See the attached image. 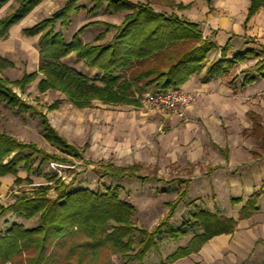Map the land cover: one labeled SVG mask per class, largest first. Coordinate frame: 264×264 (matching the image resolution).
Returning <instances> with one entry per match:
<instances>
[{"label": "trees", "instance_id": "1", "mask_svg": "<svg viewBox=\"0 0 264 264\" xmlns=\"http://www.w3.org/2000/svg\"><path fill=\"white\" fill-rule=\"evenodd\" d=\"M7 1L0 0V7ZM16 1L17 6L0 18V37H4L9 27L23 19L42 0ZM155 1L171 9L182 8L175 0ZM76 2L65 0L64 5L48 18L22 30L24 36H39L37 71L11 81L1 73L13 64L0 56V103L17 112L38 116L45 141L67 157L83 159L82 152L87 144L81 149L69 144L50 125L46 114L25 102L13 90L14 87L22 94L26 86L38 78V92L43 93L48 89L59 91L79 109L90 107L93 102L137 107L145 94L180 89L195 74H202L205 81L224 77L250 53L246 51L229 60L226 59L225 46L220 50V58L209 62V54L217 48L203 37L197 25L173 13L154 11L151 0L141 3L93 0L92 7L87 10L89 14L102 10L124 12L121 23L89 22L66 41L61 32L54 29V25L59 22L62 26L68 22L70 13L78 10ZM260 7H264V0H250L246 20ZM94 25L102 27V30L93 41L82 43L80 35ZM109 33L111 36L106 38ZM71 53L81 59L87 68L96 70L93 77L63 61ZM252 55L262 56L252 69L242 73L243 84L254 81L256 75L264 72V54ZM59 104L60 99H55L46 106V110L57 109ZM248 117L252 122V131L260 132V119L251 113ZM34 161H38L36 167ZM48 162L67 164L70 161L44 151L35 143H24L0 132V177L11 174L15 177L14 183L19 184L23 181L17 176L19 168L24 169L27 176L33 172L39 174L41 165ZM94 165L99 181L103 178L110 180L108 185L101 184V190L73 189V180L65 183L60 177L44 174L48 182L51 179L54 181L53 186L40 185L29 194L14 196V202L7 206L0 204V217L7 212L22 215L26 220L37 216L34 226L11 223L0 233V264H106L111 255L120 256L124 264L131 260L140 263L150 250L156 248L157 240L163 233L169 238H179L187 232L190 225L187 220L178 226L169 223L185 198L186 187L167 203V214L148 231L132 222L134 207L120 198L119 186L112 182L130 178L145 180L147 177L137 174L138 166L135 164L116 166L99 160ZM51 188L54 196L48 195ZM255 200L254 193L247 198L238 219H248L257 212ZM240 201L230 199V204L235 205ZM188 217L199 225L201 231L193 234L184 246L177 247L159 264H170L197 253L208 240L230 234L236 226V220L221 215L218 210L210 212L196 205H192ZM137 236L139 239L134 248Z\"/></svg>", "mask_w": 264, "mask_h": 264}, {"label": "rangeland", "instance_id": "2", "mask_svg": "<svg viewBox=\"0 0 264 264\" xmlns=\"http://www.w3.org/2000/svg\"><path fill=\"white\" fill-rule=\"evenodd\" d=\"M128 1L141 3L144 0ZM17 3L16 0H8L2 5L0 7L2 16L10 13L17 6ZM64 3L65 0H42L33 13L35 17L33 20L38 22L48 18L53 12L61 8ZM76 4L78 10L70 13L68 22L62 26L59 25V22L54 25V29L61 32L66 41L81 26L89 22L102 21L118 25L122 21L124 12L114 13L102 10L95 14H89L87 10L92 7L93 0H77ZM151 6L155 10L166 9L164 8L165 5L156 3L155 0H151ZM101 30L102 27L98 25L86 28L80 35L81 42L93 41ZM110 36L111 33L107 34L106 38ZM215 51L216 54L219 53L217 50ZM252 51L260 53V48L255 46ZM216 54L212 51L208 56V61L210 62L213 58H217L218 55ZM63 61L90 77H93L96 73L94 68H87L82 60L76 58L72 53L67 55ZM253 62L252 59H249L243 63H237L226 76L221 78L232 80L239 73V70H246L253 65ZM237 76L233 81L235 86L241 84L243 77L242 74ZM36 82L37 80L27 86L21 98L35 106L38 111L45 113L50 125L69 144L79 149L84 144H87V147L82 152L83 159L67 157L59 152L55 146L45 141L38 116L29 112H17L2 106L3 120L0 122V132L10 134L24 143H35L44 151L66 157L70 161L67 164L48 162L41 165L39 174L33 172L27 176L26 173V176L22 178L23 181L15 184L16 187L13 190L16 193H11L10 196H7L2 201L5 204L3 206L14 202V196L24 193L29 194L40 185L48 184L53 186L54 181L51 179L48 182L44 174L60 177L65 183L73 180V189L101 190V184L108 185L110 180L108 178L98 180L99 174L94 172L96 161L103 159L116 166L135 164L138 166L137 174L146 176L145 180L130 178L124 181L113 180L112 182L119 186L120 198L133 205L132 222L137 227L150 231L167 214V203L174 200L178 193L185 188L186 184L179 181L188 179L189 183L187 184L185 198L178 205L172 219L169 221L172 226H178L182 221L187 220L190 224L187 232L179 238H169L163 233L157 240L156 248L150 250L142 262L131 260L126 264H159L177 247L184 246L193 234L199 233L201 231L199 225L188 217V213L192 211V205L210 212L216 209L225 217L233 216L234 214L239 216L237 211L240 206H233L228 203L229 197L234 196L233 190L228 191L227 188L221 186L217 189L208 188L206 181L211 174L208 167L216 159L220 160L222 157L217 150V144L219 143L222 146L223 144H226V146L230 145L228 150L235 151L240 143L237 135L242 130H246L241 125L221 126L219 132L223 137L222 141L213 140L209 137V132L205 130L200 138V144L205 149L204 156L196 160L192 159V157H187L188 154L194 153L195 148H193L192 142L187 139L189 134L186 133L184 138L185 133L181 129L186 123L193 122L186 112H184L183 116H178L172 112L157 109L144 102V100L137 107L101 105L94 102L90 107L79 109L74 107L65 95L59 91L47 90L42 94L37 92ZM13 89L19 92L16 87ZM198 95L196 92V97L192 104L196 102ZM55 99H60L58 108L47 111L46 106ZM246 132L247 130L244 131V133ZM233 135H235V140H227L228 136L234 138ZM262 149L259 150L261 151ZM37 163L38 161H34V167L37 166ZM26 177L28 179L24 180ZM169 180H173V182L170 183ZM254 194H256L255 201L258 210L254 214L252 221L253 223H259L264 219V189H257ZM48 195H55L52 188L48 191ZM193 202L194 204H192ZM36 220L37 216L26 220L22 215H10L8 224L0 225V233H3L11 223H21L26 227H30L37 223ZM254 233L260 235V228L255 227ZM249 237L245 235V244L250 243ZM138 239L139 236L135 238L134 248H136ZM231 249L227 248V250L222 252L220 259L211 264L264 263V242L262 241H257L250 253L246 250L238 252L237 248L233 249V247ZM194 254L196 253H191L189 257L180 258L170 264H197L196 262H200V260ZM123 262L124 259L120 256L111 255L106 264H124Z\"/></svg>", "mask_w": 264, "mask_h": 264}, {"label": "crops", "instance_id": "3", "mask_svg": "<svg viewBox=\"0 0 264 264\" xmlns=\"http://www.w3.org/2000/svg\"><path fill=\"white\" fill-rule=\"evenodd\" d=\"M175 3L180 4L182 8L171 9L163 6L166 9L160 11L151 7L154 11L166 14L173 13L187 22L196 24L203 37L212 42L219 52L216 54L214 50L218 56L213 59L220 58V50L225 46L226 59L229 60L238 54L249 51L250 53L243 62L249 59L254 62L251 67L244 70L247 71L252 69L262 56H253L252 54L258 52L252 51V49L258 46L260 53L264 54V7H260L246 20L250 0H175ZM36 7L23 19L9 27L4 37H0V56L13 64L11 68L3 70L1 75L11 81L19 80L23 74H29L38 69L39 36L27 37L22 34L23 29L37 23L33 20L35 19L33 13ZM2 17L0 10V18ZM244 71L239 70V73H237L240 75ZM199 75L191 76L180 86L183 91L199 94L196 102L185 108L186 114L193 122L186 123L181 127L183 133H185L184 138L188 133L187 139L192 142V146L195 148L194 153L188 154L187 157L197 160L204 156L205 149L200 144V138L205 130L209 132V137L213 140L222 141L223 137L219 132L221 126L241 125L243 129H246V133H244L246 130H242L237 135L240 143L235 151L228 150L230 145L223 144L222 146L217 142V150L222 157L220 160L216 159L208 167L211 174L206 181L208 188L217 189L221 186L227 188L228 191L233 190L234 196L229 197L228 203H230V199H240L241 201L233 206H240L241 209L247 198L255 190L264 189V149H262L264 148V72L261 75H256L254 81L248 84L241 82L237 86L233 85V81L238 77L237 75L232 80L220 77L206 81L202 79V75L200 77ZM36 80L38 81V78ZM27 86L22 94L25 93ZM13 90L15 91V89ZM16 93L22 95L20 91ZM1 107L2 103H0V122L3 120V114L1 113L3 108ZM249 113L260 119L262 126L260 132L252 131V122L248 117ZM233 136L234 138L228 136L227 140H235V135ZM258 148L262 150L260 151ZM17 176L24 178L26 176L25 170L19 168ZM14 179L15 177L11 174L0 177V204L5 205L2 201L11 193H16L13 190L16 187ZM183 181H185L183 184H186L185 187L187 188L189 180ZM179 182L182 183V180ZM240 209L237 211L238 214ZM10 215V212H7L0 217V225L8 224ZM227 217L236 220L235 229L230 234L215 236L204 243L201 249L194 254L200 260V262H196L197 264L216 262L222 256V252L227 248L231 249V247L233 249L237 248L238 252L246 250L250 253L257 241L264 242V219L259 223H253L254 215L248 219H238L237 214ZM255 227L260 228V235L254 233ZM244 234L250 236V243L245 244ZM246 240L248 241L247 238Z\"/></svg>", "mask_w": 264, "mask_h": 264}, {"label": "built area", "instance_id": "4", "mask_svg": "<svg viewBox=\"0 0 264 264\" xmlns=\"http://www.w3.org/2000/svg\"><path fill=\"white\" fill-rule=\"evenodd\" d=\"M196 94L186 92L181 89H170L162 93L145 94L144 102L160 110L172 112L178 116H183L185 108L192 104Z\"/></svg>", "mask_w": 264, "mask_h": 264}]
</instances>
